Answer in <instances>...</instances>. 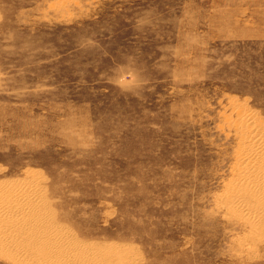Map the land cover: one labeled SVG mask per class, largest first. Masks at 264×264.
Wrapping results in <instances>:
<instances>
[{
	"label": "rangeland",
	"instance_id": "1",
	"mask_svg": "<svg viewBox=\"0 0 264 264\" xmlns=\"http://www.w3.org/2000/svg\"><path fill=\"white\" fill-rule=\"evenodd\" d=\"M232 103L264 141V0H0V248L33 221L129 264H264V217L227 210Z\"/></svg>",
	"mask_w": 264,
	"mask_h": 264
},
{
	"label": "bare ground",
	"instance_id": "2",
	"mask_svg": "<svg viewBox=\"0 0 264 264\" xmlns=\"http://www.w3.org/2000/svg\"><path fill=\"white\" fill-rule=\"evenodd\" d=\"M232 106L237 117L235 129L232 128L238 140L235 149L237 162L232 167V176L236 180L226 184L225 199L230 203L227 210L249 229H254L257 221L264 217V141L250 113L239 109L234 103ZM247 183L250 185L247 186ZM33 197L31 191L18 189L10 203L16 204L20 211L29 213L34 210ZM249 197L254 201L258 213L243 210L241 202ZM11 231L20 235L25 244L1 246L0 253L13 258L19 256L31 264H129L131 261H127L121 247L79 243L71 239L65 230L56 231L45 223L32 221L25 226L15 224L11 226ZM2 239L3 236H0V241Z\"/></svg>",
	"mask_w": 264,
	"mask_h": 264
}]
</instances>
